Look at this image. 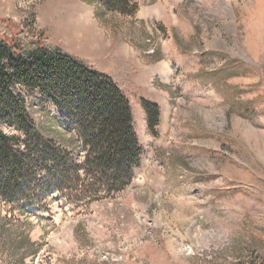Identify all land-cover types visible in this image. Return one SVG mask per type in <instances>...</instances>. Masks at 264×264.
<instances>
[{
  "label": "rangeland",
  "instance_id": "obj_1",
  "mask_svg": "<svg viewBox=\"0 0 264 264\" xmlns=\"http://www.w3.org/2000/svg\"><path fill=\"white\" fill-rule=\"evenodd\" d=\"M115 8L0 0V19L31 22L116 80L133 106L142 151L132 184L113 202L76 207L39 180L30 186V202L45 208L32 212L42 217L0 226V264H257L264 0H128L124 13ZM139 96L158 105L154 134ZM25 101L43 136L65 148L70 132L51 99L26 92Z\"/></svg>",
  "mask_w": 264,
  "mask_h": 264
},
{
  "label": "trees",
  "instance_id": "obj_2",
  "mask_svg": "<svg viewBox=\"0 0 264 264\" xmlns=\"http://www.w3.org/2000/svg\"><path fill=\"white\" fill-rule=\"evenodd\" d=\"M98 1L122 13L128 2ZM111 58L116 60L115 55ZM26 92L51 99L58 118L70 132L65 148L43 136L31 120ZM139 101L154 134L158 105L150 97L139 96ZM133 123L131 101L110 74L50 43L37 34L31 22L16 24L0 19L2 229L42 217L32 208H45L30 202L28 193L38 180L44 192L58 191L76 207L80 202L119 199L141 163L142 151ZM23 241H29L27 234ZM38 252H32V259ZM257 264H264V251Z\"/></svg>",
  "mask_w": 264,
  "mask_h": 264
}]
</instances>
